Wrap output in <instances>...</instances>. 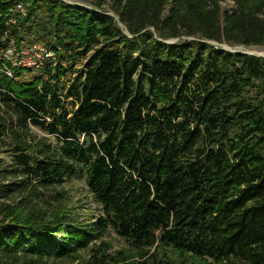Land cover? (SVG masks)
<instances>
[{
	"label": "trees",
	"instance_id": "trees-1",
	"mask_svg": "<svg viewBox=\"0 0 264 264\" xmlns=\"http://www.w3.org/2000/svg\"><path fill=\"white\" fill-rule=\"evenodd\" d=\"M82 1L0 0V264H264V58L207 43L264 48V0ZM82 177L86 225L43 192Z\"/></svg>",
	"mask_w": 264,
	"mask_h": 264
},
{
	"label": "rangeland",
	"instance_id": "rangeland-1",
	"mask_svg": "<svg viewBox=\"0 0 264 264\" xmlns=\"http://www.w3.org/2000/svg\"><path fill=\"white\" fill-rule=\"evenodd\" d=\"M69 3L83 4L82 0H65ZM235 3L230 0H225L221 3L222 9L228 10L235 7ZM24 11V10H23ZM179 42V41H178ZM243 50L248 52H254L259 55L264 56V48L259 47H244ZM36 51L34 48L32 50H26L21 54V56L15 55L14 51H9L5 54V58L12 61L13 63H19L20 61L36 60ZM0 58H3V54H0ZM76 68H82V62L76 63ZM32 135L35 139H42L48 137L50 142L55 143L56 139L53 136H47L43 131L32 127ZM45 193V199L51 202L52 209L57 212L62 209H66L68 212H72V215L76 217L80 223L89 224L90 222H95L97 217L102 214L100 206L95 202L92 193L90 192L85 177L68 179L61 187L55 190L43 191ZM58 193H62V196H58ZM103 243V245H102ZM106 247L111 255H116L119 252L131 251L130 244L124 239L120 238L114 231L109 230L102 240L95 241L90 248L96 247ZM91 249L83 252L82 256L86 260L90 256ZM132 252V251H131ZM155 252V253H154ZM154 253V254H153ZM151 255L155 257L151 258ZM166 259V254L164 250H152L144 259H137L138 261L148 262V264H153L154 261H163ZM56 264H82V261L78 263L72 262L71 260H66L62 262H57ZM174 264V263H170Z\"/></svg>",
	"mask_w": 264,
	"mask_h": 264
},
{
	"label": "water",
	"instance_id": "water-1",
	"mask_svg": "<svg viewBox=\"0 0 264 264\" xmlns=\"http://www.w3.org/2000/svg\"><path fill=\"white\" fill-rule=\"evenodd\" d=\"M63 1L67 2L65 0H63ZM67 3H69V2H67ZM69 4H78V3H69ZM109 15L115 17L116 20L119 21L118 17L114 13H109ZM119 25L122 28H124V25L122 23L119 22ZM151 30L154 31L153 28H151ZM125 34L130 36V34L127 31H125ZM182 39H184V40H193V41H195V40L196 41H201V40H197L195 38H182ZM178 41H179V39L170 40V41H167V44H174V43H176ZM207 43L211 44V45H214L215 47L221 48L222 50L229 51V52H232V53L247 54V55H251V56H257V57H263L264 58L263 55H259V54L254 53V52L245 51V50H243V48L238 47V46L232 47V46L227 45V44H220V43L212 42V41H208Z\"/></svg>",
	"mask_w": 264,
	"mask_h": 264
},
{
	"label": "built area",
	"instance_id": "built-area-1",
	"mask_svg": "<svg viewBox=\"0 0 264 264\" xmlns=\"http://www.w3.org/2000/svg\"><path fill=\"white\" fill-rule=\"evenodd\" d=\"M17 10L23 11L22 6H18ZM34 49L36 50V51H33V52H36V60L35 61H32L30 59L27 61H20L19 63H14V65L15 66H22V67H29V68H38L44 62L45 57L49 58L51 56L50 54H47L46 50L42 46H36V47H34ZM7 75L12 76V73L10 71H7Z\"/></svg>",
	"mask_w": 264,
	"mask_h": 264
}]
</instances>
